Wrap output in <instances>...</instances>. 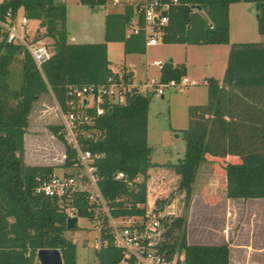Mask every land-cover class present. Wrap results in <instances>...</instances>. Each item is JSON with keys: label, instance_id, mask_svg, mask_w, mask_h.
Segmentation results:
<instances>
[{"label": "trees", "instance_id": "16d2710c", "mask_svg": "<svg viewBox=\"0 0 264 264\" xmlns=\"http://www.w3.org/2000/svg\"><path fill=\"white\" fill-rule=\"evenodd\" d=\"M92 7L107 0H78ZM255 2L260 15L258 30L264 34V0H179L172 5L163 28L164 43L229 44L232 3ZM12 8L22 10L35 30L34 39H49L53 55L40 70L28 51L0 41V264H39L40 248H59L64 264H77V244L66 235L67 210L56 199L36 191L39 179L48 178L54 165H30L25 160V134L34 102L52 90L65 107L68 85L101 84L114 73L108 57V42L124 43L125 53H145L147 35L144 16L139 32L128 30L135 16L132 5L109 12L105 40L74 43L68 40L67 4L56 0H9L0 5V14ZM23 55V81L10 85V64ZM161 81L180 79L184 66L167 61ZM208 101L188 108V126L183 130L186 150L178 163H158L151 158L148 143L149 107L152 96L134 94L126 105H113L97 125L102 137L86 146L102 153L96 164L99 187L114 216L138 215L146 221L185 192L189 209L201 164L209 161L215 173L226 180L229 198H264V41L235 42L222 83L207 79ZM50 131L65 143L69 167L75 152L62 135L59 124ZM123 171L132 181L116 179ZM142 176L141 181L136 177ZM72 205L79 217L95 221L88 196L81 192ZM162 247L185 253L187 264H230L231 250L224 244H190L187 219L177 216L167 226ZM107 240L96 250L100 264H120L123 251L114 243L105 220L101 232ZM173 239V240H172ZM132 264V263H130Z\"/></svg>", "mask_w": 264, "mask_h": 264}, {"label": "built area", "instance_id": "2783aa9c", "mask_svg": "<svg viewBox=\"0 0 264 264\" xmlns=\"http://www.w3.org/2000/svg\"><path fill=\"white\" fill-rule=\"evenodd\" d=\"M9 0H0V5ZM64 1V0H63ZM179 0H107L113 6L132 5L135 16L128 30L139 32L140 15L144 16L148 45H158L162 41L163 28L169 21L168 12ZM28 16L20 10L14 13L12 8L0 14V41L16 44L28 51L37 67L53 55L51 43L47 39H34V28L30 25ZM162 69L161 60L154 62ZM207 84V80H204ZM198 81L183 75L180 79L161 81V78H148L137 83L128 71L121 74L114 72L107 81L101 84L68 85L65 107L56 99V111L61 126V133L66 142L75 152V162L67 167L66 147L61 170H55L48 178L39 179L36 188L38 193L54 198L67 210L68 218L78 216V209L72 205L75 196L84 192L88 196L91 210L94 211L96 228L99 232L100 245L106 244L101 236L103 222L106 220L113 235L114 243L123 251L120 264H187L185 253L180 248L174 251L163 248L167 220L166 211L148 221L138 215L114 216L110 205L104 197L99 184L97 160L102 153L94 152L86 146L88 142H97L102 137V131L97 125L98 119L113 105H126L129 97L134 94L164 96L167 88L183 91L189 86L197 85ZM116 179L132 184L123 171L115 172ZM136 181H141L138 176Z\"/></svg>", "mask_w": 264, "mask_h": 264}, {"label": "rangeland", "instance_id": "374dc122", "mask_svg": "<svg viewBox=\"0 0 264 264\" xmlns=\"http://www.w3.org/2000/svg\"><path fill=\"white\" fill-rule=\"evenodd\" d=\"M64 1L67 4V13L69 15L68 27L72 35H75L79 41L83 42L97 41L100 39L104 41L105 13L117 11V7L111 4L92 7L78 0ZM229 14L230 43L219 47L221 48L219 51L220 53H217L219 56L223 55L225 49H230L232 43L264 41V34H261L258 30L259 12L255 3H233L230 5ZM30 25L36 26L35 23H30ZM47 40L50 42L49 39ZM209 48L212 47H206V45L203 44L164 43L161 41L158 45L149 46L147 53L127 55L126 59L123 43L113 42L109 45V60L111 61V69L121 74L124 70L123 60L157 59L168 61L171 57L175 60H185L186 58L189 60H211V57L214 56V52L208 51ZM227 57H229V53ZM157 71V67H152L151 75L156 74ZM189 77L193 78L192 76ZM223 78L220 81L221 83ZM196 79L198 84L190 87H196L202 91L208 88L203 79L200 77ZM22 81L23 55L18 54L10 64V85L13 88H19ZM190 87L185 91L167 88L164 98L156 94L152 95L149 107V146L153 151L152 160L154 162L168 161L169 159L175 161L173 149L183 147L185 144L183 130L187 127L188 113L184 107V102ZM207 101L208 99L202 102V104ZM55 107L56 99L52 90L44 92L34 102L33 109L29 116V126L25 134V160L30 165H54L57 170H61L60 166L63 164V162L60 161L62 141L55 135V137H53V133L49 129V125L58 124L59 122ZM167 148L172 150V155L165 152ZM168 156L174 158H169ZM206 169V167L200 168L198 183H202L201 181L204 180L203 177ZM182 192L183 190L177 192V205L174 206L173 213L167 215V220L172 221L177 216L185 215V195L182 197ZM173 198H175V195ZM248 204H253V201H248ZM229 218L227 223L228 225L230 224L232 235L236 233V236H238L240 230L243 235H249L250 227L253 228L251 226L253 222L249 216L247 217L241 211H238V213H235ZM247 228L249 229L247 230ZM190 229L193 230V234L196 235H198L199 232L207 234L212 233L213 220L210 218L208 211L199 215V218L195 215L193 222L190 224ZM66 235L77 244V264H100L96 256V250L101 241L95 221L87 217H79L78 228L68 230ZM244 259L252 261V258H243L239 256V254L234 256L236 263H239V261L243 262Z\"/></svg>", "mask_w": 264, "mask_h": 264}, {"label": "crops", "instance_id": "0c3cea01", "mask_svg": "<svg viewBox=\"0 0 264 264\" xmlns=\"http://www.w3.org/2000/svg\"><path fill=\"white\" fill-rule=\"evenodd\" d=\"M245 2V1H241ZM239 3V2H238ZM251 3V2H247ZM255 3V2H252ZM233 4V3H232ZM256 4V3H255ZM116 7V6H114ZM122 6H118L116 8L119 11ZM256 8L259 12L258 17L260 15V11L256 5ZM114 12V11H109ZM105 13L106 15L109 13ZM69 15L67 13V29H68V40L74 43H94L102 41H79L75 35H72L70 29L68 27ZM103 38L105 40V31ZM113 42L120 41H111L108 42V57H109V45ZM123 43V42H122ZM124 45V43H123ZM209 48L208 51L214 52V56L211 57V60H189L186 58L185 60H175L173 57L168 60L173 65L184 66L185 75L192 76V79L197 80V77H200L203 80H207L209 78H216L219 81L222 80L228 62V53L230 52L229 48L225 49L223 55H218L220 53V46L228 45V44H203ZM152 45L147 44L146 52H148V47ZM217 47V48H216ZM125 50V49H124ZM134 54H144V53H126L127 55ZM155 60H123L124 62V71H128L133 78V80L137 83L143 82L148 78H161V69L154 62ZM163 63H166L167 60H161ZM152 67H157L158 71L156 74H152ZM141 72V74H140ZM197 76V77H196ZM190 87V86H189ZM188 88V87H187ZM186 88V89H187ZM185 89V90H186ZM183 90V91H185ZM164 96L161 97H165ZM208 99V88L206 90H201L196 87H190L188 94L185 96L184 107L188 113V108L193 104H202L205 100ZM150 113V110H149ZM188 126V123H187ZM53 137L54 134H52ZM26 139V136H25ZM26 142V140H25ZM148 143H149V124H148ZM62 145V154L60 161L64 162V152L65 148ZM168 149V148H167ZM165 149V152L170 153L172 155V150ZM179 149V150H178ZM186 145L183 147L173 149V155H175V161H156L158 163H178L180 162L185 155ZM153 152V151H152ZM169 158H174L170 157ZM152 158V154H151ZM153 161V160H152ZM154 162V161H153ZM202 167H206V171L204 173V177L201 182L198 183V177L194 188V193L192 196L191 204L188 210H186L185 216L187 219V239L190 244H224L228 243L231 250V263L230 264H264V198H229L226 193V180L222 175H218L215 173L213 169V164L209 161H204L201 164ZM200 172V170H199ZM199 176V174H198ZM199 186V187H198ZM185 192L183 191L181 196L183 197ZM200 195V196H199ZM178 193L175 194V198L165 207L164 211L171 214L173 213L174 206L177 205ZM248 201H253V204H248ZM185 202V200H184ZM234 207V209H233ZM208 211L210 218L213 220V229L212 233H200L198 235L193 234V230L190 229V224L193 222V218L195 215L199 218V215L203 214V212ZM241 211L245 216H249L252 220L251 226L249 230V235H243L241 230L238 232V236L236 233L232 235V231L230 230V224L228 225L229 217L233 216L235 213ZM235 212V213H234ZM178 213V212H177ZM179 215V213H178ZM246 218V217H245ZM249 228H247L248 230ZM239 254V256L243 258H252V261H239L236 263L234 260V256Z\"/></svg>", "mask_w": 264, "mask_h": 264}, {"label": "water", "instance_id": "95a60500", "mask_svg": "<svg viewBox=\"0 0 264 264\" xmlns=\"http://www.w3.org/2000/svg\"><path fill=\"white\" fill-rule=\"evenodd\" d=\"M57 3H63V0H56ZM78 216L70 217L67 220L68 230L78 228ZM39 264H64L63 255L59 248H40L37 252Z\"/></svg>", "mask_w": 264, "mask_h": 264}]
</instances>
